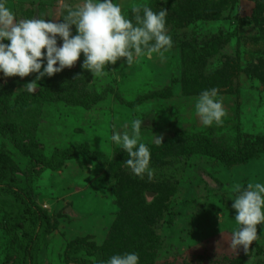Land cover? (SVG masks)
I'll list each match as a JSON object with an SVG mask.
<instances>
[{
	"label": "rangeland",
	"instance_id": "374dc122",
	"mask_svg": "<svg viewBox=\"0 0 264 264\" xmlns=\"http://www.w3.org/2000/svg\"><path fill=\"white\" fill-rule=\"evenodd\" d=\"M113 2L129 19L140 5L167 10L173 47L131 65L121 58L100 79L82 69V54L73 67L38 81L35 93L27 84L36 74L0 73V127L18 130L27 145L18 146L10 132L0 130V181L13 176L45 221L37 264H75L66 259L73 245L83 246L77 257L92 264L96 252L105 261L135 252L140 264H264V223L256 225L258 237L247 252L230 247L239 227L232 208L236 185L264 182V7L256 0ZM6 5L17 21L62 18L59 0ZM178 19L185 22L175 28ZM186 49L192 51L184 63ZM212 88L227 115L222 126L205 127L195 105ZM136 119L143 120L142 142L167 148L162 158L151 154V177L135 175L125 163L127 153L111 139L114 130L131 132ZM175 136L183 144L171 143ZM246 143L257 144L260 152L243 161ZM76 144L101 158L81 154L48 169L31 157L35 147L50 159ZM206 148L224 151L228 159L211 157ZM102 160L117 161V171ZM23 207L0 192V264H23L22 236L3 223L5 213H21Z\"/></svg>",
	"mask_w": 264,
	"mask_h": 264
},
{
	"label": "clouds",
	"instance_id": "9594fccd",
	"mask_svg": "<svg viewBox=\"0 0 264 264\" xmlns=\"http://www.w3.org/2000/svg\"><path fill=\"white\" fill-rule=\"evenodd\" d=\"M59 4L61 19L38 17L17 21L6 0H0V73L20 78L36 74L35 80L27 84L30 93H35L42 78L73 67L82 54V69L100 79L105 76L106 67L121 58L131 65L137 57H162L173 47L166 30L168 11L163 8L156 12L140 5L132 8L133 18L129 19L113 0H80L75 5L59 0ZM217 96L216 88L204 90L195 105L205 127L224 123L227 112ZM130 127L131 132L114 130L111 139L127 153L125 163L135 175L151 177V152L141 141L143 120H133ZM155 142L162 144L161 137L155 136ZM234 192L232 208L239 227L232 231L230 247L247 252L258 237L256 225L264 223V182L249 183L246 187L238 184ZM106 264H140V258L135 252L116 254Z\"/></svg>",
	"mask_w": 264,
	"mask_h": 264
},
{
	"label": "trees",
	"instance_id": "16d2710c",
	"mask_svg": "<svg viewBox=\"0 0 264 264\" xmlns=\"http://www.w3.org/2000/svg\"><path fill=\"white\" fill-rule=\"evenodd\" d=\"M256 2L260 9L264 7V0H256ZM194 6L195 4H193V7ZM184 9L190 13V11L187 9L186 6H184ZM185 17L186 15H184L181 19ZM181 19L175 20L174 22V25L176 26L175 28L180 27V24L185 22V19L184 20H181ZM187 20H189V18ZM191 51L192 50L186 49L184 54H182V57H184V63H186V57L191 53ZM191 62L195 63L196 61L192 60ZM185 69L186 71L184 75L189 76L190 72L194 69V64H192L189 67L188 65H186ZM4 109L5 107L0 105V113L4 111ZM0 130L3 133L10 132L18 146L25 148V149L27 148V145L21 142V139L19 138L20 133L18 130L15 131L14 128L12 127H4V128L0 127ZM179 140L177 136H175L170 139V142L180 146L183 143L181 140L180 141ZM201 142L208 144V140H205V139H202ZM149 149H150L151 154L153 152H156L159 154L161 158L163 157L164 153L167 151V150H162V149H167L166 147L162 148V146L161 147L160 146L159 147L149 146ZM33 151H34V155L33 154L31 155L32 159H34L35 162L38 163L39 165H42L43 167H46L48 169H56L62 161L71 160L81 154H84L88 157L89 156H92L93 158L96 157L98 160L101 158L100 154L96 155L94 152L90 151L86 144L73 145L70 148H67L61 152L54 154V157L50 159L45 158L41 152V149L38 147H35ZM205 152L209 156L214 157L220 161H225L228 159L224 151H216L215 149H212V148H206ZM258 152H260V148L257 144L246 143L242 147L240 158L243 161H246L251 156V154L258 153ZM99 162L102 164H107L111 171H114V172L117 171V165L119 164L117 163V161L115 162V164L113 162L105 163V161L103 160ZM119 162H121L120 159H119ZM17 184H18L17 181L13 178V176H10V175L8 177V180L0 181V192L15 196L16 198L21 200V202L25 206L23 207V212L21 213L20 212L15 213L14 211H8L7 213H5L3 223L5 227L10 228L14 230L15 232H19L22 236V242L25 244L23 264H37L36 259H35L36 253H38L41 248V235L44 231V228L47 226L45 224L44 219L39 214V211L37 210L35 204L30 199L28 193H26L24 190L19 188ZM158 212L161 213L160 211ZM83 250H84L83 246L73 245L67 250L66 259L69 262H72L75 264H92L91 262H88L87 260L78 259L77 257L78 254L82 252ZM92 255L96 257L97 264H106L107 261L104 260L103 252H96L95 254H92Z\"/></svg>",
	"mask_w": 264,
	"mask_h": 264
},
{
	"label": "water",
	"instance_id": "95a60500",
	"mask_svg": "<svg viewBox=\"0 0 264 264\" xmlns=\"http://www.w3.org/2000/svg\"><path fill=\"white\" fill-rule=\"evenodd\" d=\"M35 18H37V16Z\"/></svg>",
	"mask_w": 264,
	"mask_h": 264
}]
</instances>
